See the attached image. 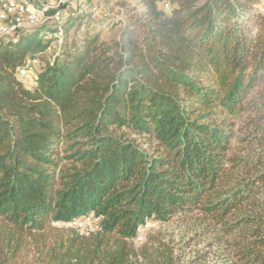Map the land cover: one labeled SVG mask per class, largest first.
<instances>
[{"label":"trees","instance_id":"16d2710c","mask_svg":"<svg viewBox=\"0 0 264 264\" xmlns=\"http://www.w3.org/2000/svg\"><path fill=\"white\" fill-rule=\"evenodd\" d=\"M140 2L118 40L0 43V264H264V0Z\"/></svg>","mask_w":264,"mask_h":264},{"label":"rangeland","instance_id":"374dc122","mask_svg":"<svg viewBox=\"0 0 264 264\" xmlns=\"http://www.w3.org/2000/svg\"><path fill=\"white\" fill-rule=\"evenodd\" d=\"M103 6L106 8V11L100 13V16L96 20L89 18V13L86 10H80V7L77 1H70L64 8V18L59 19L57 23H48L42 22L41 24L27 29L28 31H23L20 34H31L32 36H37L38 39L42 40L47 48L44 53L47 58L56 55L59 51L60 46L63 43V40L68 43V46L74 49H80L83 46V41L86 40L87 36H90L94 33H101V42H111L113 40H118L120 37L121 31L124 28V23L128 22L132 12L137 13L143 9V6L140 0H102ZM48 3V0L47 2ZM49 4H52V0H49ZM126 4L128 7H125ZM169 8H164L166 11L171 10V5ZM261 8V11L264 12V2H261L258 5ZM132 9L128 11L127 8ZM61 23L62 27L59 26ZM57 35V36H56ZM14 39V38H13ZM3 41L12 40L11 37L0 38ZM51 49L52 51H49ZM35 63V69H33V77L36 78L37 68L40 64L38 58L29 60L27 64ZM31 72V65H26L25 68L19 69L17 77L21 80L22 75H29ZM35 80V79H34ZM34 82V81H33ZM32 82V83H33ZM99 225V220L96 219L93 215L90 217H84L81 219L74 220L69 224H57L58 227L64 228H76L82 233H87L89 231L95 230ZM180 222L177 218L173 219L168 223L160 222L156 219H153L147 223L139 231L138 243L144 242L145 238L149 235H158V234H168L171 235L173 232L179 233L181 228H179ZM178 240V239H177ZM203 245H197L192 248L202 249Z\"/></svg>","mask_w":264,"mask_h":264},{"label":"built area","instance_id":"2783aa9c","mask_svg":"<svg viewBox=\"0 0 264 264\" xmlns=\"http://www.w3.org/2000/svg\"><path fill=\"white\" fill-rule=\"evenodd\" d=\"M70 1H77L80 10H86V12H90V16L94 14L103 13L106 11V8L103 6L102 2H98V0H52V4L48 3L45 6H37V2H33L35 4V12H31V19H37L38 24L41 22L48 23H57L59 19H63L64 16V8ZM8 4V2L6 3ZM165 7H170L169 4H165ZM24 27V20L22 21H8V24H0V38H7L8 36H17L21 33V31L26 30ZM49 51H52L49 49ZM31 65V72L29 75H22L21 81L24 84L30 85L32 84L33 77V69H35V63L27 64ZM138 239H142L139 237Z\"/></svg>","mask_w":264,"mask_h":264},{"label":"bare ground","instance_id":"6f19581e","mask_svg":"<svg viewBox=\"0 0 264 264\" xmlns=\"http://www.w3.org/2000/svg\"><path fill=\"white\" fill-rule=\"evenodd\" d=\"M7 2L8 4H6ZM33 2H37V6H45L47 0H0V24H8V21L13 19V21L24 20V27L27 29L39 25L37 19H31V12H35V4ZM98 2L104 3L102 0H98ZM88 13L89 18L92 20H96L100 16V13L92 16H90V12ZM61 23L63 22H60L59 26L62 25ZM27 29L23 31H28ZM23 31L21 32L23 33ZM8 37L13 39L16 36Z\"/></svg>","mask_w":264,"mask_h":264},{"label":"water","instance_id":"95a60500","mask_svg":"<svg viewBox=\"0 0 264 264\" xmlns=\"http://www.w3.org/2000/svg\"><path fill=\"white\" fill-rule=\"evenodd\" d=\"M16 39H18V37H17V38H15V39H12V40H16ZM0 43H2V40H0Z\"/></svg>","mask_w":264,"mask_h":264}]
</instances>
